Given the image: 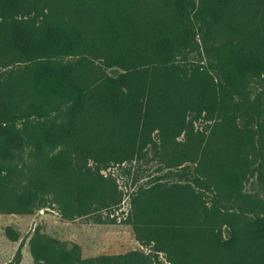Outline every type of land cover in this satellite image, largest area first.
Instances as JSON below:
<instances>
[{
    "label": "trees",
    "instance_id": "16d2710c",
    "mask_svg": "<svg viewBox=\"0 0 264 264\" xmlns=\"http://www.w3.org/2000/svg\"><path fill=\"white\" fill-rule=\"evenodd\" d=\"M187 1L179 0L177 4V25L161 23L140 31L128 13L121 9L109 12L107 0H65L67 9L77 15V21L70 23H37L31 18L35 10L32 0H0V48L14 64L25 65L17 76L10 74L4 80L5 93L0 98V210L33 212L46 204V196L53 195L64 218L71 219L106 203V179L76 174L71 166V144H86L93 148L83 149L87 158L108 163L110 153L106 148L94 149L105 144L109 132L98 131L102 125L97 124L96 112L133 128L142 123L143 130L148 116L152 120L156 112L180 119L181 111L187 109L209 121L237 112L235 96L249 81H264L263 19L243 21L237 0L202 1L194 19L201 21L199 38L216 75L205 67L189 73L177 61L195 47ZM93 39L102 47L91 45ZM86 51L100 52L107 68L117 67L123 74L103 73L91 83L80 65L58 61ZM179 71L185 81L178 78ZM148 76L151 81L147 88ZM31 91L43 101L25 105L24 97ZM61 102L70 105L64 123L44 130L28 122L22 128L16 127L15 122L28 117L29 112L56 109ZM151 103L156 108L150 112ZM256 116L255 127L245 126V130L251 149L261 158L259 179L264 185V109ZM91 130L97 133L90 136ZM29 147H35L39 159L35 167L27 165L23 157ZM46 149L53 153L51 157L44 152ZM244 178L245 173L226 171L220 180L235 197L241 193ZM198 182L203 188L209 187L208 180L198 178ZM183 190L178 184L169 188L160 185L142 202L134 230L137 241L148 245L150 253L102 255L96 263L164 264L162 255L171 264H204L203 255L212 249L220 258L217 264H264V215H256L240 228L233 227L231 237L222 241L208 228L198 226L197 216L191 214L192 203L181 196ZM9 232L7 229L10 237ZM20 262L21 246L10 264ZM38 264L57 263L46 260Z\"/></svg>",
    "mask_w": 264,
    "mask_h": 264
},
{
    "label": "rangeland",
    "instance_id": "374dc122",
    "mask_svg": "<svg viewBox=\"0 0 264 264\" xmlns=\"http://www.w3.org/2000/svg\"><path fill=\"white\" fill-rule=\"evenodd\" d=\"M107 1L109 12H112L110 9H121L128 13L134 25L141 28L140 31L161 23L177 25L180 22L176 12L179 0ZM202 1H187V13L193 19L191 30L195 35L192 38L195 47L194 51L187 52L177 61L189 73L196 67H205L216 75L211 68V57L206 54L199 38L201 21L194 19L195 10ZM32 3L35 10L31 18H35L37 23L48 20L77 21V15L71 14L65 0H32ZM237 5L243 21L259 22L263 19L264 23V0H237ZM109 15L113 21V16ZM97 19L94 15V20ZM9 22L4 21L5 24ZM90 42L102 47L94 39ZM58 61L80 65L91 83L100 79L103 73L112 76L123 74L117 67L107 68L100 52L86 51ZM24 68L23 64H14L13 58L0 48V98L5 93L4 80L10 74L17 76ZM134 74L137 75L136 72ZM150 78L148 76L145 80L147 88ZM178 78L183 79V72H178ZM248 83L235 96L237 112L218 115L210 121L187 109L181 111L180 119L172 114L156 112L152 120L151 115L148 116L147 126L143 130L142 123L138 128H133L95 110L99 118L97 124L102 125L98 131L108 129L109 132L105 144L96 145L94 149L103 150L105 147L110 153L106 157L108 163L101 164L99 160L87 158L83 149L93 148L86 144H71V166L76 174L83 173L93 179L103 176L107 182L108 200L89 208L86 215H75L71 219L64 218L53 195L46 196V204L33 212L0 210V264H10L20 246V264H38L46 260L57 264H97L96 259L102 255H121L131 251L150 253L148 245L137 241L134 223L141 215L140 207L148 193L160 185L165 188L182 185L184 190L181 196L192 203L191 214L197 216L198 226L208 228L222 241L231 237L233 227L240 228L256 215H264V185L259 179L261 158L251 149L245 130V126L255 127L256 114L263 113L264 81L251 80ZM164 90L165 84L159 92L164 94ZM24 101L25 105H35L43 98L31 91L25 95ZM69 106L61 102L56 109L33 110L28 117L17 120L15 125L22 128L28 122L37 129H49L67 120ZM152 108H156L153 103L150 112ZM90 119H87V123L91 122ZM96 133L91 130L90 136ZM44 152L50 157L53 155L49 149ZM35 153V147H29L23 156L31 167L39 164ZM226 171L245 173L241 193L235 197L221 183V173ZM31 175L27 174L24 182ZM198 178L208 180L209 187H201ZM7 229H10V237ZM203 257L204 264H217L220 259L212 249ZM160 260L164 264H171L162 255Z\"/></svg>",
    "mask_w": 264,
    "mask_h": 264
}]
</instances>
